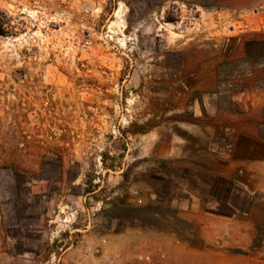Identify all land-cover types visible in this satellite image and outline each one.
<instances>
[{
    "label": "rangeland",
    "instance_id": "rangeland-1",
    "mask_svg": "<svg viewBox=\"0 0 264 264\" xmlns=\"http://www.w3.org/2000/svg\"><path fill=\"white\" fill-rule=\"evenodd\" d=\"M0 264H264V0H0Z\"/></svg>",
    "mask_w": 264,
    "mask_h": 264
},
{
    "label": "crops",
    "instance_id": "crops-1",
    "mask_svg": "<svg viewBox=\"0 0 264 264\" xmlns=\"http://www.w3.org/2000/svg\"><path fill=\"white\" fill-rule=\"evenodd\" d=\"M247 214H245V216H246ZM231 222L229 221V224H230ZM233 226H236L235 224H233ZM253 233V231H252V229H249L248 228V231H246V232H244V235H246L247 236V234L248 235H250V234H252Z\"/></svg>",
    "mask_w": 264,
    "mask_h": 264
},
{
    "label": "trees",
    "instance_id": "trees-1",
    "mask_svg": "<svg viewBox=\"0 0 264 264\" xmlns=\"http://www.w3.org/2000/svg\"><path fill=\"white\" fill-rule=\"evenodd\" d=\"M19 185H21V181H20V179H18V182H17ZM20 188V187H19Z\"/></svg>",
    "mask_w": 264,
    "mask_h": 264
}]
</instances>
